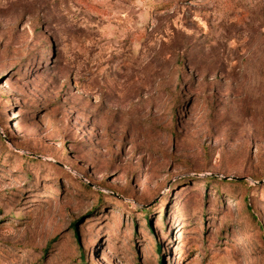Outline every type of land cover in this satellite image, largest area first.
<instances>
[{"label": "rangeland", "instance_id": "374dc122", "mask_svg": "<svg viewBox=\"0 0 264 264\" xmlns=\"http://www.w3.org/2000/svg\"><path fill=\"white\" fill-rule=\"evenodd\" d=\"M160 259L264 264V0H0V264Z\"/></svg>", "mask_w": 264, "mask_h": 264}, {"label": "trees", "instance_id": "16d2710c", "mask_svg": "<svg viewBox=\"0 0 264 264\" xmlns=\"http://www.w3.org/2000/svg\"><path fill=\"white\" fill-rule=\"evenodd\" d=\"M210 180V179H209ZM225 183H235V182H233V181H225ZM145 215V217H146V219L148 220V225H149V227L151 228V226H150V219H149V216H148V214L146 213V214H144ZM156 250H157V253L158 254H161V249H160V245L158 244V245H156ZM159 264H163V260H159Z\"/></svg>", "mask_w": 264, "mask_h": 264}, {"label": "water", "instance_id": "95a60500", "mask_svg": "<svg viewBox=\"0 0 264 264\" xmlns=\"http://www.w3.org/2000/svg\"><path fill=\"white\" fill-rule=\"evenodd\" d=\"M224 179H226V180H229V179H231V180H241L239 178H224Z\"/></svg>", "mask_w": 264, "mask_h": 264}]
</instances>
